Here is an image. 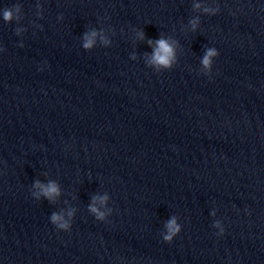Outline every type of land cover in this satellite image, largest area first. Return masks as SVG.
<instances>
[{"label":"clouds","instance_id":"obj_1","mask_svg":"<svg viewBox=\"0 0 264 264\" xmlns=\"http://www.w3.org/2000/svg\"><path fill=\"white\" fill-rule=\"evenodd\" d=\"M3 15H4L5 21H10L13 18V12L11 10H5ZM157 44H158V49L156 50L154 61L162 65H168L169 57L172 54V49L170 48L167 41H165L164 39L158 40ZM211 54L212 53L210 52L209 55ZM205 64H207V58H205ZM40 187H43V186H40ZM56 193H57V188L55 184H49L46 188H44V194L46 196L51 197L53 194H56ZM52 219L53 221H56L59 219V217L54 215ZM165 239L170 240L171 237H165Z\"/></svg>","mask_w":264,"mask_h":264}]
</instances>
